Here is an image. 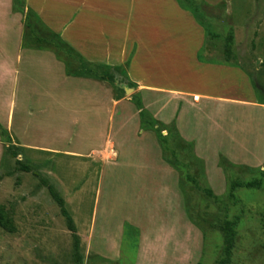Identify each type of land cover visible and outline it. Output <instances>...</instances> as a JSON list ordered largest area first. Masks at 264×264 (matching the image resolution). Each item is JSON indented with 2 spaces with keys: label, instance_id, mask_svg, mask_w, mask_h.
<instances>
[{
  "label": "rangeland",
  "instance_id": "obj_1",
  "mask_svg": "<svg viewBox=\"0 0 264 264\" xmlns=\"http://www.w3.org/2000/svg\"><path fill=\"white\" fill-rule=\"evenodd\" d=\"M37 1L19 10L0 0V124L11 136L0 133V204L16 227H0V264H79L48 184L73 219L81 264H219L220 226L236 217L230 264H264V0H197L207 29L179 4L198 27L200 61L213 65L196 83L169 64L131 72V40L110 41L111 59L95 49L85 68L53 44L36 48L28 23L39 36L61 35L74 10L41 0L45 20ZM184 19L167 27L187 34L193 28ZM107 73L114 81L101 77ZM182 85L188 96L165 90ZM154 119L163 135L177 127L167 148L149 126ZM254 179L261 188L230 196L232 181Z\"/></svg>",
  "mask_w": 264,
  "mask_h": 264
},
{
  "label": "crops",
  "instance_id": "obj_2",
  "mask_svg": "<svg viewBox=\"0 0 264 264\" xmlns=\"http://www.w3.org/2000/svg\"><path fill=\"white\" fill-rule=\"evenodd\" d=\"M40 1H37L36 11L43 17V13L47 10L44 4H40ZM57 1L65 2L74 9L69 21L66 24L64 22L66 28L61 36H65L66 42L84 59L86 58V61L90 59V54L95 49H99L104 55L102 58L111 59L110 41L131 40L129 60L131 72L137 71L145 75V72H152L154 66L169 64L177 67L178 71L183 69L187 71L189 75L181 74L179 77L189 83L202 81L211 72L210 68L213 65L209 62H202L199 58L204 47L202 44L199 46L200 38L195 36L198 27H195L194 18L189 19L188 15H185L188 11L181 9L177 0ZM181 15L186 19L183 21L191 24L193 28L187 34L180 33L179 28V32L173 33L167 27L171 23L181 26ZM46 22L50 23L48 20ZM86 40L88 42L83 43ZM204 52L209 56L211 49H205ZM105 64L110 65L111 63ZM137 76V82L150 83L149 73L147 76L149 79L145 77L146 80ZM180 87L186 89L185 87L188 86ZM165 90L181 93L182 96L190 94L188 89L165 88Z\"/></svg>",
  "mask_w": 264,
  "mask_h": 264
},
{
  "label": "trees",
  "instance_id": "obj_3",
  "mask_svg": "<svg viewBox=\"0 0 264 264\" xmlns=\"http://www.w3.org/2000/svg\"><path fill=\"white\" fill-rule=\"evenodd\" d=\"M177 1L183 8L189 10L193 14L195 19L207 29V27L205 26V17L200 11V6H199V3H197V0H177ZM12 3H13V7L15 9H19V10L25 9V6H26L25 0H12ZM28 15L35 16L37 19H40V17L37 15V13L35 11H33L32 9H29ZM27 27L30 28V30H28L27 36H29L30 38L32 37V38H34L35 41H37L36 48L40 49L42 47H45L46 44H53V45H55V48L58 49L59 51L60 50L67 51L68 54L70 55V57H73V58L75 57V59L80 61V64L82 66H84V68H85L84 64H86V62H85L83 56L76 49H74L71 45H69L61 37L60 34H56V33L51 32L49 38L42 37V36L38 35V32H40V30L38 29L37 25H33L31 23H28ZM207 33H209V31ZM217 36H219L218 33H213V37H217ZM233 46H234V35L232 32H230L226 36V44H225V50H224L226 60L229 62H231V58L234 54V47ZM83 62H85V63H83ZM66 67H67V65H66ZM112 69L118 70V71L123 70V72H125L124 69H121L120 67H114ZM67 70H68V68H67ZM83 72L87 73V74H91L92 70L89 68L86 72L85 71H83ZM77 73H78V71L76 72V71L72 70L71 68H70V72H68V74L78 75ZM101 77L104 79H108L110 81H114V79H115V75L109 74V73L103 74V75H101ZM137 105H138V108L140 110L141 117H145L147 111L144 109L142 102L138 101ZM149 126L156 129L157 136H158L159 140L161 141V143L166 148H167L166 144L168 143V137L173 135V131H177L176 125H173V126L168 128V131H169L168 135H163L162 129H160L158 127V123L155 119L150 121ZM0 133L7 141L11 142V136H10L9 132L7 131V129L3 128L1 124H0ZM177 135H178V133L174 134V136H176V137H177ZM176 137H175V140L178 139ZM21 167L25 170H29V168L26 167L25 165H21ZM190 179L193 182H195V179L193 177H190ZM261 186H262L261 179H254L252 181L234 180L230 184V196L232 198H234L235 197V191L238 188L246 187V188H258L259 189V188H261ZM48 188H49L51 195L54 197V199L60 205L62 213L67 217L68 227L74 234V241H75L74 242V256H75V260L77 263L81 264L84 260V257L80 253L79 238L75 234L76 228H75V224L73 222V219L68 214V212L66 211L65 201L59 195L58 191L53 186H51L49 184H48ZM204 191L208 196L215 197V195L211 189L205 188ZM239 219H240L239 217H236L234 220L226 219L224 221V223L220 226V230L223 234L224 246H223L222 256L220 257V259L218 261L219 264H230L232 261L233 250L236 246L237 226H238ZM0 227L4 228L5 230H8L10 232H14L16 229L13 217L9 214L6 207L3 206L2 204H0Z\"/></svg>",
  "mask_w": 264,
  "mask_h": 264
}]
</instances>
